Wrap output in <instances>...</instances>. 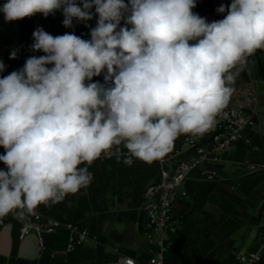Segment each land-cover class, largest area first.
Masks as SVG:
<instances>
[{
    "label": "clouds",
    "instance_id": "clouds-1",
    "mask_svg": "<svg viewBox=\"0 0 264 264\" xmlns=\"http://www.w3.org/2000/svg\"><path fill=\"white\" fill-rule=\"evenodd\" d=\"M195 7L196 0L0 6L7 22L61 11L70 28L97 17L88 40L38 27L31 48L44 55L0 77V218L35 215L87 189L89 166L102 155L151 164L178 136L214 127L249 57L264 50V0H231L212 22ZM101 74L104 84L91 82Z\"/></svg>",
    "mask_w": 264,
    "mask_h": 264
},
{
    "label": "crops",
    "instance_id": "crops-1",
    "mask_svg": "<svg viewBox=\"0 0 264 264\" xmlns=\"http://www.w3.org/2000/svg\"><path fill=\"white\" fill-rule=\"evenodd\" d=\"M4 3L6 0H0V6ZM96 22L95 16L87 22L75 20L74 34L90 39ZM52 23L51 15L43 19L39 13L7 22L0 12V61L5 65L0 77L23 68L31 56L44 55L31 48L32 34L38 27L53 36L66 33L62 24L57 34ZM14 50L17 58L10 59ZM254 101L251 98V105L246 104L256 117V126L246 133L250 141H237L222 153L220 162L206 164L207 169L216 171L214 178H207L196 170L179 187L175 210L182 218L165 264H236L240 251L262 240L264 172L253 171L248 165L264 163V101L259 98L256 107L252 106ZM3 153L4 149L0 148V154ZM2 168L4 165L0 162ZM89 171L93 180L87 189L67 196L62 202L39 208L61 221L80 223L90 232V238L69 250V230L65 227L46 234L43 245L36 235L30 234L35 241L28 248L36 243L37 254L26 257L21 255V248L27 236L18 240L19 217L9 214L3 217V228L11 225L9 248L5 253L0 245V264L5 260L10 264H103L120 254L133 256L137 264H146L152 249L138 223L140 204L146 185L159 178V163L134 160L128 166L122 160L117 162L114 156L106 161H94ZM183 190L186 195L182 194Z\"/></svg>",
    "mask_w": 264,
    "mask_h": 264
},
{
    "label": "built area",
    "instance_id": "built-area-1",
    "mask_svg": "<svg viewBox=\"0 0 264 264\" xmlns=\"http://www.w3.org/2000/svg\"><path fill=\"white\" fill-rule=\"evenodd\" d=\"M255 126L256 117L248 105L235 106L229 103L217 117L212 129L203 135L178 136L171 151L156 160L160 165L159 178L147 184L144 189L140 204L141 218L138 222L152 249L146 264H165L170 244L182 218V214L175 210L179 187L184 185L189 175L196 170H200L207 178H214L216 171L207 169L206 164L220 162L222 153L237 141L249 142L246 133ZM113 157L102 155L98 160L106 161ZM248 166L253 171L264 172V163H250ZM182 194L186 195L187 192L183 190ZM19 220L18 240L34 234L43 245L45 235L54 233L61 227L69 230V250L76 249L90 238V232L80 223L61 221L43 213L39 207L35 215L19 217ZM3 226L4 220L0 218V231ZM262 234V240L255 246L238 253L236 264H264V227ZM2 264H10V262L5 260ZM103 264H137V262L133 256L120 254L116 259Z\"/></svg>",
    "mask_w": 264,
    "mask_h": 264
},
{
    "label": "rangeland",
    "instance_id": "rangeland-1",
    "mask_svg": "<svg viewBox=\"0 0 264 264\" xmlns=\"http://www.w3.org/2000/svg\"><path fill=\"white\" fill-rule=\"evenodd\" d=\"M230 3L231 0H196V7L193 12L206 18L208 22H212L224 18V14L218 13L217 8L221 5L228 6ZM45 18L43 16V19ZM51 18H53V29L57 34H60L64 19L62 12L57 11L54 15H51ZM43 23L46 22L43 21ZM91 82L104 84L103 74L93 77ZM232 87L234 92L229 102L232 105H251V98H254L255 101L252 106L256 107L259 98L264 101V50H257L253 56L249 57L248 63L240 72Z\"/></svg>",
    "mask_w": 264,
    "mask_h": 264
},
{
    "label": "water",
    "instance_id": "water-1",
    "mask_svg": "<svg viewBox=\"0 0 264 264\" xmlns=\"http://www.w3.org/2000/svg\"><path fill=\"white\" fill-rule=\"evenodd\" d=\"M10 230H11V225L6 224L5 227L1 230L0 232V245L3 248V251L7 253L8 248H9V242H10ZM35 241V239L31 236L28 235L22 242V248H21V255L33 258L36 256L37 251H36V243L35 246H31L30 248L29 245Z\"/></svg>",
    "mask_w": 264,
    "mask_h": 264
},
{
    "label": "trees",
    "instance_id": "trees-1",
    "mask_svg": "<svg viewBox=\"0 0 264 264\" xmlns=\"http://www.w3.org/2000/svg\"><path fill=\"white\" fill-rule=\"evenodd\" d=\"M74 23H75V19L73 20V26L70 27V28H66L67 33H72V34H74Z\"/></svg>",
    "mask_w": 264,
    "mask_h": 264
}]
</instances>
